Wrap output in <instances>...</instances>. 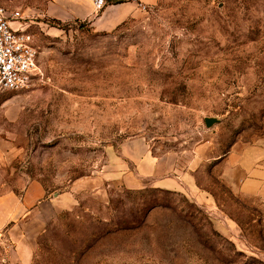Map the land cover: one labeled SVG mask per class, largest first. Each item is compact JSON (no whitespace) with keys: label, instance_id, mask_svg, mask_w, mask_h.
<instances>
[{"label":"rangeland","instance_id":"374dc122","mask_svg":"<svg viewBox=\"0 0 264 264\" xmlns=\"http://www.w3.org/2000/svg\"><path fill=\"white\" fill-rule=\"evenodd\" d=\"M0 6L28 18L42 70L0 99V183L63 204L27 263L0 231V264H264V202L217 167L264 148V0H158L113 30L90 0ZM135 154L165 178L200 164L207 199L131 187Z\"/></svg>","mask_w":264,"mask_h":264},{"label":"crops","instance_id":"0c3cea01","mask_svg":"<svg viewBox=\"0 0 264 264\" xmlns=\"http://www.w3.org/2000/svg\"><path fill=\"white\" fill-rule=\"evenodd\" d=\"M118 1L110 0L101 15L94 18L93 25L96 29L113 30L142 11L143 7L154 6L158 0H125L123 3H117ZM91 9V5L87 4L85 18L89 17ZM142 157L143 155L135 154L132 157L134 160H129L134 163V171H130L125 179L131 183V187L136 188L143 179H148L156 189L185 193L199 202L207 199L208 194L198 187L194 176L200 164L190 167V170H184L180 175L165 178L159 174L158 160L154 157L142 160ZM218 161L221 178L229 188L264 202V148H234ZM3 186L4 183H0V188ZM3 188L0 193V231H7L15 244L16 260L19 263H27L34 251L33 237L42 230L45 220L49 218V209L57 213L63 208L62 198L45 200L46 191L37 183L21 188L24 190L21 197L16 194L14 188Z\"/></svg>","mask_w":264,"mask_h":264},{"label":"built area","instance_id":"2783aa9c","mask_svg":"<svg viewBox=\"0 0 264 264\" xmlns=\"http://www.w3.org/2000/svg\"><path fill=\"white\" fill-rule=\"evenodd\" d=\"M109 1L90 0L97 12L103 11ZM27 19L19 10L0 6V99L7 93L30 88L42 77L40 52Z\"/></svg>","mask_w":264,"mask_h":264},{"label":"water","instance_id":"95a60500","mask_svg":"<svg viewBox=\"0 0 264 264\" xmlns=\"http://www.w3.org/2000/svg\"><path fill=\"white\" fill-rule=\"evenodd\" d=\"M215 122H216L215 119H207V120H206V124H207L208 127H211L212 124L215 123Z\"/></svg>","mask_w":264,"mask_h":264},{"label":"trees","instance_id":"16d2710c","mask_svg":"<svg viewBox=\"0 0 264 264\" xmlns=\"http://www.w3.org/2000/svg\"><path fill=\"white\" fill-rule=\"evenodd\" d=\"M125 2V0H119L117 3H123Z\"/></svg>","mask_w":264,"mask_h":264}]
</instances>
